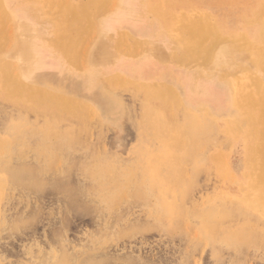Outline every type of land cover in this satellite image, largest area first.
Here are the masks:
<instances>
[{"label":"rangeland","instance_id":"obj_1","mask_svg":"<svg viewBox=\"0 0 264 264\" xmlns=\"http://www.w3.org/2000/svg\"><path fill=\"white\" fill-rule=\"evenodd\" d=\"M0 264H264V0H0Z\"/></svg>","mask_w":264,"mask_h":264},{"label":"crops","instance_id":"obj_2","mask_svg":"<svg viewBox=\"0 0 264 264\" xmlns=\"http://www.w3.org/2000/svg\"><path fill=\"white\" fill-rule=\"evenodd\" d=\"M200 78L199 79V82H198V84H197V86H196V88H195V92H196V100L198 99V100H200V102H201V104L204 102L203 100L204 99H209L210 100V97L207 95V93L205 92V94L203 93V91H206V88L205 87H208L209 88V90H211V87L213 88V86H214V81L212 80V81H210L209 79H205L204 78V76H202L200 73H198L196 76H195V78ZM189 81H186V84H185V92H186V106H193V107H198L199 105H196V103H195V105H194V103H193V99H192V96H190V92H191V90H190V88H189V83H188ZM195 83H196V80H195ZM207 84V85H206ZM217 84H218V82H217ZM199 97V98H198ZM213 99V97H211V100ZM195 100V101H196ZM214 100V99H213ZM212 100V101H213ZM216 106H218L217 104H216ZM219 107V106H218Z\"/></svg>","mask_w":264,"mask_h":264},{"label":"bare ground","instance_id":"obj_3","mask_svg":"<svg viewBox=\"0 0 264 264\" xmlns=\"http://www.w3.org/2000/svg\"><path fill=\"white\" fill-rule=\"evenodd\" d=\"M103 49V48H102ZM40 51H42V50H40ZM101 51V50H100ZM103 51V50H102ZM39 53V52H38ZM42 53V52H41ZM40 53V54H41ZM100 53V52H99ZM41 56V55H40ZM45 56V55H44ZM102 57V56H101ZM98 60V59H97ZM100 61V60H99ZM51 67H55L54 65H51ZM39 70V69H38ZM199 98V97H198ZM26 128V127H25Z\"/></svg>","mask_w":264,"mask_h":264}]
</instances>
